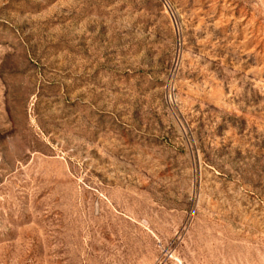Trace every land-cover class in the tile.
<instances>
[{"label":"rangeland","instance_id":"obj_1","mask_svg":"<svg viewBox=\"0 0 264 264\" xmlns=\"http://www.w3.org/2000/svg\"><path fill=\"white\" fill-rule=\"evenodd\" d=\"M0 264H264V0H0Z\"/></svg>","mask_w":264,"mask_h":264}]
</instances>
